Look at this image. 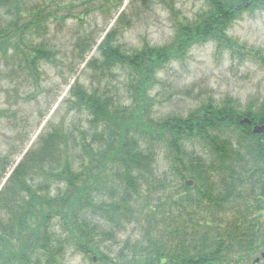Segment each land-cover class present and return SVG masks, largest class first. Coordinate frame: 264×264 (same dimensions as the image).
<instances>
[{"label":"trees","instance_id":"1","mask_svg":"<svg viewBox=\"0 0 264 264\" xmlns=\"http://www.w3.org/2000/svg\"><path fill=\"white\" fill-rule=\"evenodd\" d=\"M205 3L207 9L192 21L177 23L171 41L162 46L144 44L126 52L114 29L100 41V58L90 65L125 71L136 108L127 112L112 98L74 84V105L90 115L95 129L90 144L81 133L88 157L73 170L57 132L40 135L25 153L0 189V264H61L64 239L53 232L55 217L65 239H74L78 250L100 264H237L245 259L253 264L252 256L264 253V133L254 134L251 124L239 122L246 117L264 125V104L240 109L236 100L225 98L219 105L202 103L184 117L144 119L156 73L194 45L215 41L232 52L238 48V55H258L229 40L227 30L243 12L264 9V0ZM0 8L8 15L0 29V51L6 52L7 45L20 50L17 43L29 29L43 28L39 11H29V19L19 25L20 0H0ZM48 55L33 46L31 70L38 59L50 60ZM146 134L150 147L143 149L140 140ZM151 141L155 147L166 144L177 186L166 176L155 181ZM191 141L201 144L204 155L187 151ZM51 184L61 185L53 195ZM157 189L162 194L152 205L150 194ZM94 220L110 230L98 232ZM130 224L137 226L140 238L126 240L117 254L103 253L95 236L116 242V232Z\"/></svg>","mask_w":264,"mask_h":264},{"label":"rangeland","instance_id":"2","mask_svg":"<svg viewBox=\"0 0 264 264\" xmlns=\"http://www.w3.org/2000/svg\"><path fill=\"white\" fill-rule=\"evenodd\" d=\"M20 2L24 11L19 25L29 19V11H39L45 21L43 28H31L26 32L22 43H17L20 50L7 45L6 52L0 51V189L42 134L57 132L62 136L61 146L73 170H79L85 162L88 155L83 148L87 146L81 133L84 132L86 143L90 144L95 129L90 125V115L74 105L76 98L71 92L74 84L112 98L118 108H125L127 112L136 108L125 71L117 68L110 73L90 65L91 60L100 58L97 46L110 30L116 31V40L126 52L140 49L144 44L162 46L171 41L177 23L192 21L207 9L205 0ZM7 20L5 9L0 8V29L6 27ZM227 36L246 50L258 51V55H238V48L232 52L215 41L194 45L181 59L156 73V81L147 91L145 120L184 117L202 103L212 101L219 105L225 98L236 100L240 109L264 104V9L243 12L231 24ZM17 39L16 36L10 41ZM33 46L40 47L50 57V60L38 59L34 71L28 59ZM151 142L155 154V181L166 176L172 186H177L179 182L172 176V156L166 144L161 142L155 147L153 143L156 142ZM140 143L143 149L150 147L148 135ZM186 148L189 153L204 155L205 152L196 141L188 142ZM60 188V184H51L49 192L53 195ZM102 192L106 196L107 192ZM161 194L160 189L150 194L152 205L157 204L156 197ZM161 206H166L165 201ZM92 222L97 224L98 232L110 230L102 221ZM61 224L59 217L52 221L53 232L64 239L58 255L61 264H100L99 260L92 262L78 250L74 239H65L66 232ZM138 238L140 232L135 224L116 232V242L103 235L95 236L102 252L109 256L117 254L126 240L133 243ZM256 256L259 254L252 258Z\"/></svg>","mask_w":264,"mask_h":264},{"label":"water","instance_id":"3","mask_svg":"<svg viewBox=\"0 0 264 264\" xmlns=\"http://www.w3.org/2000/svg\"><path fill=\"white\" fill-rule=\"evenodd\" d=\"M239 122L252 124V133H254V134H263L264 133V126L263 125H259L257 123H252V121L246 117L242 118Z\"/></svg>","mask_w":264,"mask_h":264},{"label":"flooded vegetation","instance_id":"4","mask_svg":"<svg viewBox=\"0 0 264 264\" xmlns=\"http://www.w3.org/2000/svg\"><path fill=\"white\" fill-rule=\"evenodd\" d=\"M260 259H264V253H261L259 256H256L254 259H253V264H260ZM247 259H245L242 263H237V264H244V263H247Z\"/></svg>","mask_w":264,"mask_h":264}]
</instances>
